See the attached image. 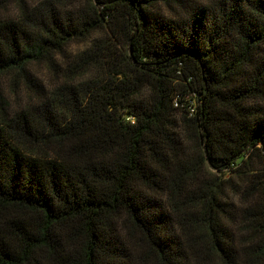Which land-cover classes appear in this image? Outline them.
Returning <instances> with one entry per match:
<instances>
[{"label": "trees", "instance_id": "16d2710c", "mask_svg": "<svg viewBox=\"0 0 264 264\" xmlns=\"http://www.w3.org/2000/svg\"><path fill=\"white\" fill-rule=\"evenodd\" d=\"M0 264H264V0H0Z\"/></svg>", "mask_w": 264, "mask_h": 264}, {"label": "rangeland", "instance_id": "374dc122", "mask_svg": "<svg viewBox=\"0 0 264 264\" xmlns=\"http://www.w3.org/2000/svg\"><path fill=\"white\" fill-rule=\"evenodd\" d=\"M100 34H101V32H98L95 35H100ZM90 43H91L90 39H85L83 41L73 42L71 45L68 46L65 53H66V55L73 57L76 54L87 49V47L90 45ZM36 68H37V72H38L40 78H42L44 80L45 76L47 74L46 68L43 66H37Z\"/></svg>", "mask_w": 264, "mask_h": 264}]
</instances>
